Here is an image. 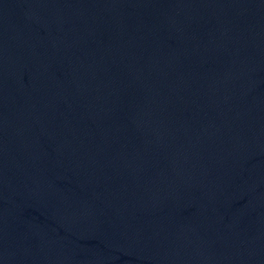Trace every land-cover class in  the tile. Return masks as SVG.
I'll return each mask as SVG.
<instances>
[{"label": "water", "instance_id": "1", "mask_svg": "<svg viewBox=\"0 0 264 264\" xmlns=\"http://www.w3.org/2000/svg\"><path fill=\"white\" fill-rule=\"evenodd\" d=\"M0 264H264V0H0Z\"/></svg>", "mask_w": 264, "mask_h": 264}]
</instances>
